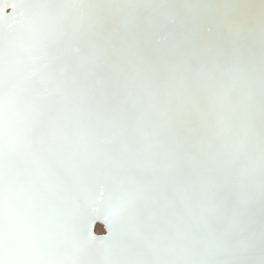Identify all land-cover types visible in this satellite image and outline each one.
<instances>
[{
  "label": "snow or ice",
  "instance_id": "obj_1",
  "mask_svg": "<svg viewBox=\"0 0 264 264\" xmlns=\"http://www.w3.org/2000/svg\"><path fill=\"white\" fill-rule=\"evenodd\" d=\"M0 264H264V0H0Z\"/></svg>",
  "mask_w": 264,
  "mask_h": 264
},
{
  "label": "bare ground",
  "instance_id": "obj_2",
  "mask_svg": "<svg viewBox=\"0 0 264 264\" xmlns=\"http://www.w3.org/2000/svg\"><path fill=\"white\" fill-rule=\"evenodd\" d=\"M98 223H99V224H96V225H95V230H96V231L94 232V234H97V235L103 233V228L100 226V225H101V224H100L101 222L98 221ZM102 225H103V224H102ZM98 228L101 229V232H98V231H97Z\"/></svg>",
  "mask_w": 264,
  "mask_h": 264
},
{
  "label": "water",
  "instance_id": "obj_3",
  "mask_svg": "<svg viewBox=\"0 0 264 264\" xmlns=\"http://www.w3.org/2000/svg\"><path fill=\"white\" fill-rule=\"evenodd\" d=\"M96 224H99L98 222L96 223ZM101 225V227L103 228V233L102 234H98V235H104V234H106V231H105V228H104V226L102 225V223H100ZM96 230H95V226L93 227V234H94V232H95ZM94 235H97V234H94Z\"/></svg>",
  "mask_w": 264,
  "mask_h": 264
},
{
  "label": "rangeland",
  "instance_id": "obj_4",
  "mask_svg": "<svg viewBox=\"0 0 264 264\" xmlns=\"http://www.w3.org/2000/svg\"><path fill=\"white\" fill-rule=\"evenodd\" d=\"M97 231H98V232H101V229H100V228H98V229H97Z\"/></svg>",
  "mask_w": 264,
  "mask_h": 264
}]
</instances>
